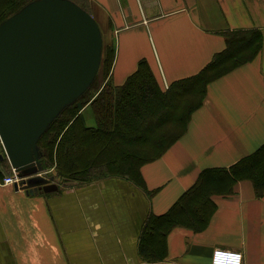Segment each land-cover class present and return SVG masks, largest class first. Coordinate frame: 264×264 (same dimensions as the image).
<instances>
[{
    "label": "crops",
    "instance_id": "0c3cea01",
    "mask_svg": "<svg viewBox=\"0 0 264 264\" xmlns=\"http://www.w3.org/2000/svg\"><path fill=\"white\" fill-rule=\"evenodd\" d=\"M71 1L96 20L104 48L114 46L103 80L117 87L142 61L164 90L192 78L235 31H260L262 45L253 60L208 86L186 133L142 167L143 188L107 178L32 194L2 184L8 175L0 165V264H211L218 249L241 252L243 264H264V195L250 180L229 194L212 188L206 226L173 227L164 260L148 262L140 253L150 216L168 214L204 170L229 168L264 145V0Z\"/></svg>",
    "mask_w": 264,
    "mask_h": 264
},
{
    "label": "trees",
    "instance_id": "16d2710c",
    "mask_svg": "<svg viewBox=\"0 0 264 264\" xmlns=\"http://www.w3.org/2000/svg\"><path fill=\"white\" fill-rule=\"evenodd\" d=\"M33 1L36 0H0V25ZM261 38L258 30L230 33L226 50L216 55L205 69L192 78L174 82L166 90L160 87L145 61L124 85L113 86L109 81L100 84V76L102 79L109 76L115 57L114 46L105 47L99 73L90 89L68 106L40 139L43 170L48 164L54 165V178L72 186L123 178L143 188L142 167L161 158L186 133L193 113L206 100L208 86L253 60L261 49ZM93 88L97 92L87 99ZM87 105L92 107L97 120L95 127L85 123L82 110ZM158 131L161 132L157 134ZM6 162L9 164L7 158L0 160V165L5 168ZM242 180L252 181L257 194L264 195V145L229 168L204 170L168 214L150 216L141 235L143 259L164 260L167 233L190 222L196 228L206 226L214 210L206 208L209 191L223 188L229 194L235 183ZM210 182L215 186H210ZM195 197L203 201L200 207L190 209L188 206ZM152 234L159 237V249L151 240Z\"/></svg>",
    "mask_w": 264,
    "mask_h": 264
},
{
    "label": "water",
    "instance_id": "95a60500",
    "mask_svg": "<svg viewBox=\"0 0 264 264\" xmlns=\"http://www.w3.org/2000/svg\"><path fill=\"white\" fill-rule=\"evenodd\" d=\"M103 50L98 23L71 0L33 1L0 25V159L28 178L22 189H58L40 175L38 143L89 90Z\"/></svg>",
    "mask_w": 264,
    "mask_h": 264
},
{
    "label": "rangeland",
    "instance_id": "374dc122",
    "mask_svg": "<svg viewBox=\"0 0 264 264\" xmlns=\"http://www.w3.org/2000/svg\"><path fill=\"white\" fill-rule=\"evenodd\" d=\"M99 83L100 84H104V80L101 78L100 76V79H99ZM92 86V85H91ZM90 89V88H89ZM98 89L96 88H93L89 94L87 95V99L90 98V96L94 95L96 92H97ZM65 110V109H64ZM60 116V115H59ZM58 116V117H59ZM84 120H85V123L88 127H95L97 125V120L96 118L94 117V113H93V110H92V107L88 108L87 111L84 113ZM57 117V118H58ZM165 122V120H164ZM163 122V123H164ZM171 124H175L174 122H172ZM172 126H175V125H172ZM161 131H158L157 134H159ZM39 152H40V157L42 158V153L40 151V148H39ZM40 158V159H41ZM4 171L6 172V175L8 176H13V169H11V167L9 166V164H7L6 162V165H5V168H3ZM40 175H42L43 177H45L46 179L50 180V181H53V183L57 186V187H68L70 185H72V183H67V182H64L62 180H59V179H55L54 177L56 176V168L54 165H50L48 164V168L45 169V171L43 170ZM201 199H197V201L193 204H191L190 206H188L190 209H195V208H198L200 207L199 206V203ZM187 205L185 204V207ZM207 208V207H206ZM205 208V209H206ZM151 240H153L155 243H156V248H158V235L157 234H152L151 236ZM159 249V248H158Z\"/></svg>",
    "mask_w": 264,
    "mask_h": 264
},
{
    "label": "built area",
    "instance_id": "2783aa9c",
    "mask_svg": "<svg viewBox=\"0 0 264 264\" xmlns=\"http://www.w3.org/2000/svg\"><path fill=\"white\" fill-rule=\"evenodd\" d=\"M25 179L20 178L17 172L13 176H5L2 179L4 185H23ZM211 264H243V255L239 251L218 249L213 252Z\"/></svg>",
    "mask_w": 264,
    "mask_h": 264
}]
</instances>
